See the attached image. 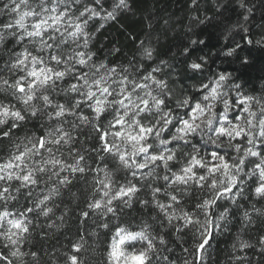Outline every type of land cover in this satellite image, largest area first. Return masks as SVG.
Returning a JSON list of instances; mask_svg holds the SVG:
<instances>
[{
    "label": "snow or ice",
    "instance_id": "1",
    "mask_svg": "<svg viewBox=\"0 0 264 264\" xmlns=\"http://www.w3.org/2000/svg\"><path fill=\"white\" fill-rule=\"evenodd\" d=\"M72 3L77 5L79 12L74 19L70 9ZM28 4L29 0H19L18 3L8 0L0 8V13L16 17L14 22L0 24V145L6 144L11 149L6 162L0 163V185H6L0 187V200L16 201L20 195H24L26 200L30 199L32 189L41 183L47 187L55 177V185L48 188L47 194L41 191L34 202L35 207H26L20 213L24 217L25 212L31 214L35 211L37 216L50 218L53 208L48 207V203L54 196L61 194V186L70 190L72 185L69 177L63 175L65 171L85 182L93 171H103V180L93 178L94 185L102 187V195L99 198L86 197V209L80 212L85 222L93 213L115 214L114 202L130 207L137 194L147 188L151 192V200H139L142 206L151 205L158 209L169 225L173 220L182 219L184 227H188L198 224L199 221L193 220L188 212L178 215L172 211L182 203L179 196L189 195V188L209 191L211 198L197 201L195 205L207 216L210 208L219 206L220 200L228 197L235 202V196L243 194L240 185L244 183V178L240 173L250 167L253 169L252 175L258 172L254 195L264 199V94L260 97L241 96V85L234 82L229 84L231 73H219L207 84L201 81L198 90H202L204 95L195 103L187 96L183 99L176 98L174 112L168 108V96L171 93L165 94L167 83L155 78L154 73L159 72V68L143 77L145 81H153L159 90L154 95L150 90L144 91L147 88L146 83H139L128 75L114 79L117 68L107 67L102 62L91 63L93 56L87 51L91 36L85 28L91 19L100 15L98 8L102 7V0H92L91 6L84 4L82 11L80 0H38L35 8L21 12V7ZM125 4L126 0H118L113 7L121 9ZM61 5L63 9L59 10ZM85 13H89L86 19ZM113 16V12L107 13L108 19ZM26 17L34 18L31 30L26 27ZM62 18L69 24L63 31L59 27ZM245 19L248 17L245 16ZM70 40L74 47L69 48ZM248 43L252 41L248 40ZM261 43L262 41H256V44ZM21 45L25 46L17 51V47ZM81 47L85 51L80 50ZM238 50L239 46L231 47L226 55H236L238 60L246 63L239 57ZM184 52L189 53V49L186 47ZM145 55L151 58L152 53L146 49ZM188 67L200 72L204 68L200 62H192ZM85 68H88L87 72L84 71ZM5 72L8 75H3ZM225 86L229 88V92L224 91ZM138 89L143 95L137 92ZM231 91H235L236 96L230 101L226 97ZM13 100L16 104L12 103ZM221 103L222 110L217 107ZM253 105L257 110H252ZM181 109L182 115L179 114ZM238 112L247 115L242 117ZM229 113L232 114L231 117ZM69 118L72 123L66 130L64 125L69 124ZM29 121L33 122L34 130L31 134L25 130L24 135L17 137L16 134ZM81 127L91 128L94 135H90L89 139L95 140L98 147L83 150L82 145L81 149L76 148L78 138L73 132ZM197 136L200 141L194 143ZM225 137L228 138V148H234L238 153L243 152V155L233 157L231 162L226 153L221 154V149L225 147ZM238 137H243V140L236 141ZM17 139L19 143L16 142ZM245 142L246 146L242 148V143ZM121 144L126 146L123 150ZM257 144L260 145L259 149L256 148ZM172 145L178 147L173 148ZM65 146H68L72 163H65L62 158L57 157V153ZM209 146L213 149L208 154L210 159L201 157V150H207ZM181 148L185 151H179ZM90 153L99 157L103 168L92 169L86 163ZM180 157H183L182 166L173 171L175 162ZM110 159L118 162L111 171L108 166ZM161 166L165 171L163 176L156 172ZM121 169L131 171L133 180L137 182L125 180V183H119L117 174ZM218 173L222 179H217ZM45 176L47 180L42 179ZM150 180L164 182L167 186L164 197L170 203L160 202L158 197L162 188L150 184ZM139 181L144 184L138 186ZM13 184L17 185L14 191L18 195H12ZM93 191L98 192L100 189L94 187ZM71 195L76 200L80 199L79 193ZM228 211V208H224L219 219H223ZM252 211L264 217V210L253 208ZM10 215L8 211H0V221ZM243 216L248 223L253 222L248 211ZM59 219L62 221L63 216ZM30 223L31 221L26 223L25 219H7L10 227L6 232L0 233V236L15 247L22 235L29 233ZM205 224H208L207 220ZM49 227L59 226L53 224ZM97 227L109 229V224L104 222ZM210 235L209 231L200 233L199 239L193 245L195 259L192 264H196L197 259H202L203 251L210 244ZM80 239L83 240V237ZM137 239L147 240L146 247L135 251L122 250L121 245L125 241ZM156 239L160 245L166 243L164 235L149 238L145 230L133 232L117 227L111 251L107 253L108 260L115 261V264H121V261L123 264H152L150 253L156 250ZM258 243L262 246L260 254L264 257V235L259 237ZM251 247L247 242L240 243L242 250ZM72 249L73 254L67 255L66 264H84L79 256L83 244L74 243ZM9 255L18 259L30 255L38 264V253L35 251L26 254L16 248ZM161 259L163 264H171L169 257ZM235 259L237 264H241V257ZM0 262L12 264V260L2 253ZM185 264L188 262L185 261Z\"/></svg>",
    "mask_w": 264,
    "mask_h": 264
},
{
    "label": "trees",
    "instance_id": "2",
    "mask_svg": "<svg viewBox=\"0 0 264 264\" xmlns=\"http://www.w3.org/2000/svg\"><path fill=\"white\" fill-rule=\"evenodd\" d=\"M5 2L8 0H0V8ZM15 2L18 3L19 0H15ZM117 2L118 0H102V7L98 8L100 15L91 19L85 28V31L89 32L91 36L87 49L93 56L91 63L102 62L107 67L117 68V75L113 77L114 79L128 75L139 83H146L147 88L144 91L150 90L156 95L159 90L153 81H145L143 77L159 68L160 71L154 73L155 78L167 83L168 89L165 94L171 93L168 96L170 100L168 108L174 112L176 111V98L183 99L187 96L195 103L204 95L202 90H198L201 81L207 84L219 73H231L229 84L233 82L240 84L241 96L260 97L264 94V0H243L245 7H241L240 0H139L138 6L132 5L131 0H128L129 7L132 8L131 12L122 8L114 9L113 5ZM37 3L38 0H29L28 6H22L20 11L31 10L37 6ZM86 3L91 6L92 0H80L81 11ZM62 9L63 5L59 10ZM70 9L74 14L73 19L79 15L75 3L70 5ZM248 9H251L250 14ZM108 12L114 13L112 19L107 18ZM88 15L89 13H85L84 19ZM246 15L247 20H245ZM15 18L11 14L0 13V24L14 22ZM33 22H35L34 18H25V24L29 30H31ZM59 27L63 31L69 27L68 21L62 18ZM245 28L247 31L244 30ZM18 31L22 30L18 29ZM248 40H251L252 43H248ZM258 40L262 43L256 44ZM192 41H197V43L194 44ZM237 43L248 56L252 57L250 64L242 66L237 57L226 55L228 49L235 47ZM140 45L143 47L141 48ZM24 46L17 47V51H20ZM74 46L70 40L69 48ZM186 47L189 49V53L184 52ZM146 49L151 51V58L145 55ZM30 50L34 51V49ZM80 50L85 51L83 47ZM192 62L202 63L203 71L190 69L188 65ZM0 66H2V61H0ZM84 71L87 72L88 68H85ZM3 75L8 74L5 72ZM224 91L229 92V88L225 86ZM137 92L143 95L139 89ZM235 96L236 92L231 91L226 98L231 101ZM12 103L16 104V101L13 100ZM217 107L222 110V103ZM215 110L213 109V111ZM252 110H257L256 106L253 105ZM179 114H183V109L179 110ZM237 114L242 117L247 115L242 112ZM231 115L229 113L230 117ZM71 123L72 120L69 118V124L64 125L66 130L70 128ZM234 123H239V121H234ZM36 127L38 129L39 124ZM25 130L31 134V131L34 130L33 122L26 123L16 136L24 135ZM73 135L78 138L77 149H81L82 145L83 150L99 146L95 140L89 139L90 135H94L90 127H81L74 131ZM227 139V137L224 138L225 147L221 149V154L226 153L227 159L231 162L233 157L241 156L243 152L238 153L234 148H228ZM242 140L243 137L236 138V141ZM199 141L200 137L197 136L193 142ZM16 142L19 143V139ZM244 146H246V142L242 143V148ZM124 147L126 146L121 144L122 150ZM172 147L177 148L178 146L172 145ZM256 148L259 149L260 145L257 144ZM212 150L211 146L207 150L202 149L200 156L210 159L208 154ZM10 151L11 149L6 144L0 145V163L6 162ZM179 151L183 152L185 149L181 148ZM89 156L86 163L92 169L104 167L95 153H90ZM57 157L62 158L65 163L73 162L72 157L68 155V146L57 153ZM182 160L183 157L178 158L173 171L182 166ZM210 162L219 163V161L211 160ZM117 163L110 159L108 161L109 170L115 168ZM252 171L253 169L250 167L240 173V176L244 178V183L240 185L243 194L236 195L235 202L228 197L220 200L219 206L210 208L207 216L195 205L197 201L202 202L205 198H211L209 191L202 192L189 188V195L179 196L178 199L182 203L172 211L178 215L188 212L193 220L199 221L198 224L188 227H184L182 219L173 220L169 225L158 209L151 205L142 206L139 200H151V192L147 188L137 194L130 207L114 202L115 214L93 213L86 218L85 222L84 218L80 216L81 210L86 209L85 198L92 196L99 198L102 195V187L94 185L93 178L103 180L104 172L93 171L85 182L78 176H73L65 171L63 175L69 177L72 185L70 190L61 186V194L54 196L48 203L47 206L53 208L50 218L37 216L35 211L31 214L25 212L24 217H21L20 213L26 207H35L34 202L40 196L41 191L47 194L48 188L55 185V177L47 187L41 183L32 189L30 199L26 200L24 195H20L16 201L0 200V211L11 213L7 219H25L26 223L31 221L28 225L29 233L23 234L15 247L11 246L3 236H0V253L8 256L12 260V264H37V261H34L30 255L19 259L11 257L9 253L16 248L26 254L37 252L38 264H66L67 255L73 254L72 245L80 242L83 244V250L79 256L84 264H112L108 260L107 253L111 251L114 233L119 227L133 232L145 230L149 238L164 235L166 240L164 245H160L158 239L154 240L156 250L150 253L152 264H163L162 257H169L171 264H185V261L192 264L195 259L193 245L199 239L200 233L205 231L211 233L210 244L203 251L202 259L196 260V264H237L236 257L242 258L241 264H248L249 261L251 264H256V262L264 264V257L260 254L262 246L258 243L259 237L264 235V217L258 216L252 211L253 208L264 210V199L254 195L253 190L258 182V172L252 175ZM156 172L160 176L165 174L162 166ZM42 179L47 180V176ZM117 179L121 184L125 183V180L137 182L133 180L131 171L124 169L119 171ZM217 179H222L219 173ZM149 183L162 188L158 197L160 202L170 203L164 197V190L167 186L162 180H150ZM143 184V181H139L138 186ZM2 186L6 185H0V187ZM16 186V184L12 185V195H18L14 191ZM94 187L100 191H93ZM71 193H79L80 199L76 200ZM224 208H228V214L223 219H219V214ZM245 211H248L252 217V223H248L244 219ZM61 216H63L62 221L59 219ZM7 219L0 221V233L9 229L10 225L7 224ZM206 220L208 221L207 225L205 224ZM104 222L109 224V229L97 227L98 224ZM53 224L59 227H49ZM145 225H147L146 228ZM13 231L16 230L13 229ZM81 237L83 240L80 239ZM241 241L249 243L252 247L242 250L240 248ZM147 243V240L137 239L126 244L125 248L126 251H135L146 247ZM0 264H4V262H0Z\"/></svg>",
    "mask_w": 264,
    "mask_h": 264
},
{
    "label": "clouds",
    "instance_id": "3",
    "mask_svg": "<svg viewBox=\"0 0 264 264\" xmlns=\"http://www.w3.org/2000/svg\"><path fill=\"white\" fill-rule=\"evenodd\" d=\"M138 3H139V0H131V4L134 5V6H138ZM240 4H241V7H245V5L243 3V0H240ZM122 9H125L127 12H131L132 11V8L129 7L128 0H126V4H125V6ZM247 11H248L249 14L251 13V9H248ZM244 30L247 31V28H245ZM237 46H239V52H238L239 57L242 58L244 61H246V63H242L241 60H238L239 63L242 66H246V65L250 64L252 62V57L248 56L246 54V52H244V50L241 49V46L238 43L233 48H236ZM140 47L142 48L143 45H140ZM233 57H236V55H234ZM256 264H258V262H256Z\"/></svg>",
    "mask_w": 264,
    "mask_h": 264
},
{
    "label": "rangeland",
    "instance_id": "4",
    "mask_svg": "<svg viewBox=\"0 0 264 264\" xmlns=\"http://www.w3.org/2000/svg\"><path fill=\"white\" fill-rule=\"evenodd\" d=\"M117 239H118V237H117ZM129 242H131V241H125L124 244L121 245L122 250L126 251L125 245L128 244ZM111 262H112V264H115V261H111ZM121 264H123V261H121Z\"/></svg>",
    "mask_w": 264,
    "mask_h": 264
}]
</instances>
